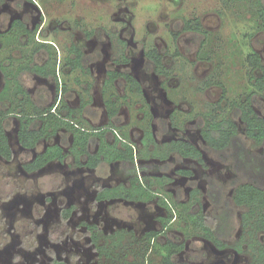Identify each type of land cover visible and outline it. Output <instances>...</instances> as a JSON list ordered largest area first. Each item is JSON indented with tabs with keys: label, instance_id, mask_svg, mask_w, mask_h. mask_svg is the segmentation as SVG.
I'll return each instance as SVG.
<instances>
[{
	"label": "rangeland",
	"instance_id": "374dc122",
	"mask_svg": "<svg viewBox=\"0 0 264 264\" xmlns=\"http://www.w3.org/2000/svg\"><path fill=\"white\" fill-rule=\"evenodd\" d=\"M253 9L254 5L246 0H0V34L6 33L17 18L31 30L30 39L26 34L21 36L23 43L29 41L23 52L14 49L17 42L0 43V61L8 70H14L33 55L32 64L51 65L46 50L33 53L38 43L51 42L50 50L58 58V79L28 70L19 77L25 90L43 107L64 99L76 108L82 95L90 98L82 113L83 126L108 127L109 142L118 137L133 143L137 165L145 166L140 171L141 178L156 193L148 200L136 201L119 198L97 202L86 196L64 197L67 175L80 170L70 151L72 131L61 127L39 140L34 148H25L18 139L21 114L11 113L4 123L15 156L12 161L0 156V264H50L52 252L70 264H160L158 253L146 252L145 233L151 230L159 232L155 239L159 245L167 237L185 244L175 256L177 261L251 264L250 252L245 246H237L243 209L235 206L236 228L222 249L188 224L186 217L192 208L194 211L201 206L211 218L217 208L208 193L212 183L221 188L223 199L233 203L238 174L227 151L208 147L201 132L208 119L229 116L250 150L263 151V146L245 136V124L235 114L234 104L254 90L248 74V53L255 50L264 60V30ZM195 17L210 32L205 47L201 35L183 29L184 20ZM73 43L89 58V73L65 65ZM154 47L163 53L167 73L154 70L151 64L146 53ZM10 55L19 59L15 66H9ZM125 56L129 61L125 62ZM111 69L133 74L141 82L143 94H132L124 79H118L113 89H108L106 79ZM216 82L225 86L226 93ZM88 83L91 86L87 93ZM5 84V72L0 68V91ZM16 89L15 81H11L8 102L13 100L14 105L23 97L17 96ZM113 90L122 99L120 121L112 123L104 98ZM252 105L264 116V91L254 94ZM145 109L152 113L150 121L149 116L144 117ZM201 119L203 125L199 126ZM148 122L154 143L148 141L146 145ZM41 125L43 121L38 117L34 126ZM177 139L191 141L201 151L206 167L197 158L183 157L173 150L171 143ZM51 144L63 146L65 159L54 160L33 173L26 172L24 164ZM97 148V144L90 147L91 151ZM81 170L102 186L130 184L121 161H103L95 169L84 166ZM91 177L86 181H92ZM194 188L198 189L195 205L190 202ZM71 204L75 208L66 221L61 210ZM95 220L101 229L100 244L111 250L112 257L91 241L87 224ZM120 234V246H108L105 236Z\"/></svg>",
	"mask_w": 264,
	"mask_h": 264
},
{
	"label": "trees",
	"instance_id": "16d2710c",
	"mask_svg": "<svg viewBox=\"0 0 264 264\" xmlns=\"http://www.w3.org/2000/svg\"><path fill=\"white\" fill-rule=\"evenodd\" d=\"M254 5L253 13L260 21V26L264 30V0H246ZM183 29L185 31L192 32L193 34L201 35L202 47H205L210 38L209 30L205 29L201 19L195 17L192 19H185ZM31 31L27 29L26 24L16 19L11 28L6 33L0 34V43H4L7 40L9 43H16L14 49L23 50L29 46V41L23 43L21 36L28 34L30 39ZM177 38V34H175ZM5 38V39H4ZM19 43V44H18ZM18 44V45H17ZM52 43L41 42L33 49V53H37L40 50H46L49 53L48 62H52L51 65L47 64H32V57L30 55L26 64H19L16 69L8 70V66L0 61V68L5 72L6 84L3 90L0 91V156L5 160H12L14 157V151L10 144L6 125L4 120L11 113L19 112L20 115V128L18 131L19 143L25 148H34L39 140L42 138H48L61 127H66L73 133V142L71 144V152L76 157L78 164L81 162V157L87 155L86 164L91 167L99 166L103 161L111 162L119 160L122 163V168L125 172L133 173L131 177V186L126 187L120 185L118 188L112 190L104 189L101 196H121L128 200H148L154 195L151 191L149 184H145L144 181L138 175L136 166L135 146L133 143L125 141L120 138L111 143L107 139V133L109 128H85L83 126L82 113L90 104L91 99L82 95L81 103L78 107L73 108L69 106L64 99H60L58 103L50 107H43L38 105L31 95L25 90L21 84L19 77L23 72L33 70L42 75H54L57 79V54L50 50ZM147 56L154 66V70L164 73L166 72V65L163 53L157 47H154L147 51ZM208 56L207 58H209ZM10 59L9 66H15L16 60L14 55L8 57ZM34 58V57H33ZM125 62L129 61L128 57H124ZM246 61L249 66V80L254 90L247 94L245 98H240L234 102L235 114L238 115L245 124V136L252 140L257 146H263V151L254 152L251 151L246 139L240 134L239 127L235 121L229 116L221 119H208L207 123L203 125V120L199 122V126H202L201 132L209 148L224 152L227 151L231 156L233 162V168L238 174V177L234 180L236 187L232 195V201L223 199V193L217 184L212 183L209 196L214 204L217 206L211 218H208L204 213L202 207L194 210L193 208L188 212L186 217L187 223L193 228L199 230V232L207 239H209L218 248H225L228 243L226 239H230L233 236V231L236 228V211L235 206L243 209L241 223L242 234L239 238L237 246H245L247 251L250 252L252 261L251 264H264V116L259 114L253 107V96L257 92L264 91V60L261 54L257 51H251L246 57ZM89 58L85 56L83 50L76 44H72L70 47V54L65 59V65L70 66L71 69H81L85 73H89L88 68ZM50 67V69H48ZM167 73V72H166ZM118 79H124L126 81L129 91L135 95H142L143 86L141 82L128 71L111 69L108 71V78L106 79V85H109L108 89H113L115 82ZM15 81L17 86V96L22 94L23 97L19 99L18 104H13V100L8 102L10 82ZM215 83V82H213ZM220 84L223 88V92L226 93L225 86ZM91 84L85 88L88 93ZM62 90L66 91L67 88L62 84ZM106 91V90H105ZM108 92V91H106ZM105 92V94H106ZM123 97H127L124 95ZM122 97L118 95L114 90L110 92V96L105 95L104 101L107 109V114L110 122L120 121V100ZM32 107V108H30ZM144 117H148L150 121L152 113L148 110H144ZM41 117L43 125L41 127H35L34 124L37 118ZM100 129V130H99ZM146 139L144 144L154 143V136L151 127V123L148 122V128L144 133ZM122 140V141H121ZM93 144H97L98 148L95 152H92L90 147ZM172 149L178 151L183 157H195L205 167L201 151L191 142L184 139H177L171 143ZM166 153V152H165ZM163 153V157L166 154ZM165 154V155H164ZM66 157L64 148L60 144L48 145L47 148L39 153L33 162L26 165L28 170H35L44 166L51 160L63 161ZM144 165L140 166L143 170ZM183 173H189L190 171L180 170ZM197 188H194L191 193L190 202L195 205L198 202L196 194ZM105 197V198H110ZM180 203V202H176ZM71 209L64 210V215L68 216ZM99 227L96 224L89 225V232L92 236L93 242L97 248L105 255L112 257L111 250L108 251L107 246L100 245L99 242ZM159 234L158 231L151 230L145 233L146 239V252L149 250L155 251L160 257V264H191L190 262H180L175 260V256L185 248L183 242H178L170 237H167L163 244L155 243V239ZM118 238V239H117ZM122 240V235H112L107 241L110 242L108 246L118 247ZM154 240V241H153ZM112 249V248H111ZM51 264H67L62 260H54ZM145 264V262L140 263Z\"/></svg>",
	"mask_w": 264,
	"mask_h": 264
},
{
	"label": "flooded vegetation",
	"instance_id": "af4514ba",
	"mask_svg": "<svg viewBox=\"0 0 264 264\" xmlns=\"http://www.w3.org/2000/svg\"><path fill=\"white\" fill-rule=\"evenodd\" d=\"M18 19V18H17ZM16 19H14L13 21H12V24H13V22L15 21ZM21 20V19H20ZM23 21V20H22ZM24 22V21H23ZM25 24H26V22H24ZM12 26V25H11ZM11 26L9 27V28H11ZM26 26H27V24H26ZM27 29L28 30H30L29 28H28V26H27ZM9 30V29H8ZM31 31V30H30ZM25 35V34H24ZM26 35H28V34H26ZM28 37V36H27ZM47 42V41H46ZM47 43H51V42H47ZM101 129H103V128H101ZM112 129V128H111ZM100 130V129H99ZM72 142H73V140H72ZM72 144V143H71ZM51 145H53V144H51ZM47 148V147H46ZM45 148V149H46ZM44 149V150H45ZM43 150V151H44ZM14 151V150H13ZM43 151H41V152H43ZM70 151H71V148H70ZM96 151V150H95ZM95 151H92V152H95ZM41 152H39V153H41ZM39 153H37L36 154V156L39 154ZM73 154V153H72ZM74 155V154H73ZM15 156V155H14ZM36 156L31 160V161H29V162H27V163H25L24 164V169L26 170V172H28V173H33V172H35L36 170H40V169H43L48 163H50V162H52V161H54V160H51V161H49L47 164H45L44 166H42V167H39V168H37V169H35V170H28L27 169V167H26V165L27 164H29V163H31V162H33L34 161V159L36 158ZM83 157H85V161L84 160H82V158ZM3 158V157H2ZM74 158H75V164H76V166L78 167V169H80L79 171H72L71 173H69V175H67V178H69V181H68V183H67V187L65 188V191H64V197H83V196H86V197H92V198H90L91 200H96L97 202H100V201H103V200H110V199H119V198H122L121 196H101V192L104 190V189H108V190H112V189H114V188H118L120 185H123V186H126V187H130L131 186V177L133 176V173H129V172H125L124 170H123V168H122V171H123V173H125V174H127L128 175V177H129V180H130V184H128V185H125V184H122V183H119V184H117V185H111V184H107V185H104V186H102L101 184H99L96 180H94L93 179V177H91V174H87V173H84L82 170H81V168H83L84 166H86L87 168H89V169H95L96 167H91V166H89V165H87L86 164V160H87V155H83L82 157H81V162L82 163H80V164H78L77 162H76V157H75V155H74ZM4 159V158H3ZM13 159H14V157H13ZM12 159V160H13ZM5 160V159H4ZM12 160H7V161H12ZM55 160H57V159H55ZM60 161V160H59ZM114 161H119V160H114ZM111 162H113V161H111ZM136 166H137V170H138V175L140 176V178H141V175H140V171H141V169H140V165H137V163H136ZM98 167V166H97ZM79 173V175L80 176H76V174H78ZM91 177V179H93L92 181H90V182H87L86 180H87V178H90ZM142 179V178H141ZM142 181H143V179H142ZM152 190V189H151ZM153 194H156V193H154L153 191H151ZM152 196H154V195H151L150 197H152ZM105 197H110V198H105ZM123 199H125V198H123ZM126 200H128V199H126ZM130 201H136V200H130ZM74 208H75V206L74 205H69L68 207H64L62 210H61V214H62V218H64L66 221H68L69 219H70V217H71V215H72V212L74 211ZM66 209H71V211H70V213H68V216L66 217V215H64V210H66ZM93 224H96L98 227H99V223L97 222V220H95L93 223H91V224H87V231H88V233L90 234V232H89V225H93ZM99 233H98V235H99V244H100V240H101V237H100V232H101V229H100V227H99ZM110 236H112V235H106L105 237H106V241L108 240V239H110ZM90 237H91V241H92V243L96 246V244L93 242V239H92V236H91V234H90ZM101 245V244H100ZM96 248H97V246H96ZM98 249V248H97ZM98 250H100V249H98ZM52 259H51V261H50V264L54 261V260H56V259H58V260H62V261H65L67 264H70V262L69 261H67L66 259H63V258H59V257H57V256H55V255H53V252H52Z\"/></svg>",
	"mask_w": 264,
	"mask_h": 264
}]
</instances>
